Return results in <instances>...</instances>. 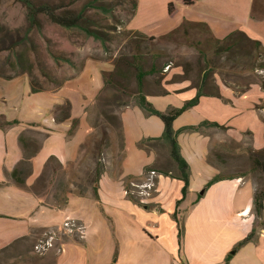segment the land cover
I'll return each instance as SVG.
<instances>
[{"label":"crops","instance_id":"0c3cea01","mask_svg":"<svg viewBox=\"0 0 264 264\" xmlns=\"http://www.w3.org/2000/svg\"><path fill=\"white\" fill-rule=\"evenodd\" d=\"M176 1L182 3V0H137L135 14L127 22L126 28L144 34L149 27L161 24L162 29L170 30V27H175V24L169 28L165 27H168L169 16L175 14V10L178 11L175 8ZM198 1L200 0L194 1L193 5L187 8H194ZM169 3L173 5L172 13H168ZM197 12L200 14L199 11ZM199 14H185L180 18L182 19L180 24L183 21L205 22L212 36L214 32L218 35H215L218 39L219 28L216 22L218 19L212 18L208 21L202 19ZM215 15L218 16V14ZM243 31L252 40L258 38L248 29L243 28ZM179 69L175 73V79L172 78V72H166L163 85L169 92L168 95L147 96V100L151 102V99L176 97L175 106L169 104L158 108L152 102L158 110L179 108L184 102L195 97L196 87L200 84L199 77L202 74H199L196 68L194 75L189 72L187 77H183V69ZM255 75L264 77L255 72L253 75L250 72L230 73L216 70L206 82L203 90L205 95L199 98L198 104L173 121L174 130L184 126L198 125L207 120L226 127L227 129L222 132L228 138H233L237 142L248 140L255 151L263 149L264 90L260 87ZM215 93H218L220 98L214 96ZM0 100L4 104L7 102L2 93H0ZM132 108L135 106L130 105L124 108L120 117L123 136L129 133L136 144L135 156L132 161H127L124 153L119 171L106 169L98 184L100 199L103 202L105 199L117 207L119 226L124 224L122 228L119 227V232L117 231V242H114L112 247H103L97 251L89 241L87 232L83 234L80 242L57 239L54 247L41 255H51L49 259H44V264H153L154 257L156 259L161 257V261L166 264H224L227 254L250 233L255 222L253 186L250 183L247 185L243 177L220 180L212 184L196 201L200 189L202 190L204 185L218 173L216 167L206 162V155L212 144V134L209 129L215 130V128H203L200 132L179 133L180 151L191 170L189 191L177 209L183 216L184 225L182 245L179 247L176 222L172 214L176 209V202L181 198L182 182L180 180L158 175L154 194L147 199L146 204L157 206L160 211L146 209L126 197L125 177H141L146 166L154 165L157 169L173 168L164 146L158 145L155 150L148 151L138 148L137 143L141 139L159 137L163 125L150 129L148 121L152 116L146 117L142 112L137 113L143 117H140L141 123L133 122L136 127L135 136H133L127 124L131 116H125V111ZM51 109H49L50 114ZM0 115H4L9 121L16 120L8 119L6 110L1 106ZM182 120L185 121L182 122ZM188 120H192V123L187 122ZM31 125H36V130L44 131L39 129L37 124ZM31 125L20 126L18 121V124H13L5 130L0 129V251H5L4 256L13 259L36 256L33 246L38 240V235L34 232L55 227L49 224L48 220L52 215L47 212L62 210L67 206L60 209L41 207L32 193L17 187L6 178V173L10 172L21 158V150L17 142L18 135ZM54 137L55 132H51L37 156L33 158L36 162L32 159V175L26 180L27 186L31 185L39 175L47 157L53 155L46 151V148L48 142ZM77 158L78 151L74 160L61 158L59 160L67 166ZM194 170L199 171L198 179L193 176ZM102 186L105 187V195L102 193ZM92 196L91 191H88L84 198L90 200ZM76 202L80 203L82 200L79 199ZM68 218L71 221H80L83 225L87 216L69 217L67 214L65 219ZM115 256L116 260L113 262ZM230 264H264V226L257 229L254 241L231 254Z\"/></svg>","mask_w":264,"mask_h":264},{"label":"trees","instance_id":"16d2710c","mask_svg":"<svg viewBox=\"0 0 264 264\" xmlns=\"http://www.w3.org/2000/svg\"><path fill=\"white\" fill-rule=\"evenodd\" d=\"M26 9V20L30 31L42 30V19L52 25L58 26L67 31H75L86 38H91L101 44L105 52L109 51L110 44H123L113 60L111 70H101L103 85L114 89L117 93L132 98V104L137 106L144 115L158 118L163 130L159 137L141 139L137 146L143 150H155L158 145L165 147L169 160L173 168L163 167L157 169L154 165L144 167V173L141 177L127 176L124 178V190L127 192L126 197L135 204L146 207V209H156L157 206L142 203L136 195V189L131 185L141 183L149 171H154L157 175H163L182 182L181 198L176 202V209L172 214L173 220L177 227V241L179 247L182 245L184 235L183 216L177 211L180 204L185 199L190 185L191 170L189 164L183 158L178 135L181 132H200L203 128H215L225 131L227 128L216 122L204 120L198 125L184 126L174 130L173 121L183 114L189 108L198 104L199 98L204 96V87L206 82L216 70L242 73H254L256 69H264V44L259 40H252L248 35L236 30L223 39H216L212 36L210 29L205 22L201 21H183L178 27L159 37H147L144 34L132 31L126 28L127 22L133 17L137 7V0H16ZM196 0H182V5L189 7ZM173 5L168 4V13H172ZM251 16H264V0L251 1ZM127 15L122 19L121 15ZM1 33V32H0ZM202 37V38H200ZM27 39V34L20 39L9 38L5 34L0 35V51H14L16 47L23 44ZM172 42L193 47L197 50L199 60L197 68L200 75V84L197 88L195 97L183 103L179 108H168L165 111L158 110L147 100V96H166L169 92L163 85L164 70L170 68L172 63L166 61L162 66L159 60L166 55V48L163 43ZM162 43V46L160 45ZM129 51H125V47ZM220 60V58H222ZM64 60L71 62L63 57ZM13 62V61H12ZM10 62L11 70L15 72L13 76L0 77L11 80L21 74L28 76V84L33 94L41 93L43 90L38 86L36 80L31 76V70H25L20 56L15 55L14 62ZM183 77H187L191 71L188 64H184ZM44 77L53 82L49 73L41 68ZM260 87L264 90V77L257 76ZM153 77L152 82L148 81ZM134 80V91L130 88V81ZM55 82V81H54ZM63 83H59V87ZM101 92V91H100ZM98 93L91 106L86 108L87 121L92 130L87 138L82 142L78 149V158L76 161L64 166L55 155H50L45 160L39 175L33 183L26 185V180L32 175V159L39 153L44 141L51 131L36 130V125L22 131L17 138L21 150V158L14 168L6 173V178L17 187L27 189L38 200L39 206L47 208L60 209L67 205L69 195L74 194L76 197H84L88 191H91L93 198L99 202L98 184L101 175L106 169L114 170V167H107L102 163V152L113 146V151L117 147L118 165L121 166L124 158V136L120 114L123 108L129 106V102L121 101L117 103L118 108H122L118 113H104L101 111L100 118L97 117V108L103 107L105 99ZM214 96L219 97L218 93ZM258 108V107H257ZM54 123V129H59L62 124L68 123L67 137L71 138L76 133L79 120L72 118L71 105L67 100L55 104L51 109ZM264 121V118H262ZM18 121H9L4 115H0V129L5 130ZM98 133L96 141V135ZM93 146V155L95 160L90 171L85 176H71L76 164L85 161L88 148ZM253 150V149H252ZM251 164L248 169L239 173H222L215 174L202 188L203 193L214 183L224 180L241 178L250 173H256L262 180L260 187L254 188L253 193V213L258 222H254L250 233L239 241L232 251L252 242L256 239L258 227H261L264 212V147L259 151H252ZM83 154V155H82ZM214 159L221 160L217 152L211 147L206 155V162L215 167ZM114 161V160H113ZM75 166V167H74ZM74 167V168H73ZM90 167V166H89ZM157 184V178L154 179ZM134 193L132 194L131 192ZM154 192L152 193V195ZM203 194H197L196 201ZM74 227L67 231H59L58 227L41 229L34 232L39 234L38 239L55 234L57 239L62 241L80 242L82 238L77 233V226L83 227L80 221H74ZM258 223V224H257ZM260 224V225H259ZM41 235V237H40ZM231 251V252H232ZM231 252L227 254L224 264H230ZM5 251H0V257ZM43 256H26L21 261L27 264H44Z\"/></svg>","mask_w":264,"mask_h":264},{"label":"rangeland","instance_id":"374dc122","mask_svg":"<svg viewBox=\"0 0 264 264\" xmlns=\"http://www.w3.org/2000/svg\"><path fill=\"white\" fill-rule=\"evenodd\" d=\"M251 1L200 0L195 4L194 8L184 7L181 2L176 1L175 8L178 11L175 10V14L169 16L167 20L168 27L165 28H169L172 24H175L176 27L182 21L180 19L182 16H185V14L190 15V13L199 14L197 12L199 11V16L202 19L208 21H211L212 18L218 19L216 21L219 28L218 39H223L236 30L243 31V28H245L258 37L255 40L264 43V16H251ZM215 14H218L219 17ZM121 17L125 20L127 15L122 14ZM172 27H170V30L175 28ZM165 30L162 29L161 24H156L149 27L144 34L148 37H159L170 31ZM0 32V35L5 34V36L7 35L12 39H20L27 34L26 41L16 47L14 51H0V77L13 76L15 74L11 70L9 63L14 62L15 55H18L22 59L24 69L31 70V77L37 81L38 86L43 90L41 93H31L26 74H21V76L12 80L0 78V93L7 99L6 104L0 100V106L6 110L7 118L18 120L20 126L28 127L31 124H37L39 129L55 132V137L48 142L46 151L53 153L58 158L60 157L62 160H74L80 144L92 132L87 121L86 108L93 104L96 95L100 91L105 102L103 107L97 108L98 116L94 115L96 122L100 118L101 111L110 114L121 111L122 108L117 107V103L121 101H126L130 105H133L131 97L121 95L114 89L104 86L100 73L101 70L112 69L113 60L117 52L123 48V44H110L109 51L105 52L99 42L86 38L75 31L61 29L43 19L42 30L40 32L35 30L30 31L26 20V9L16 0H0ZM213 34L217 38L216 36L218 35L214 32ZM160 45L162 46V43ZM163 45L167 47L166 55L159 60V65L163 67L166 61L172 63L170 68L164 70V79H166L167 71L169 73L172 72V78L175 79V73L184 64L189 65L190 74H195L194 71L197 70V62L199 60V55L195 48L173 44L169 41L163 43ZM125 51H129L128 47H125ZM63 57L69 59L71 62L64 60ZM222 59L223 57L220 58V60ZM41 68L49 73L50 77L54 79L53 82L44 77ZM153 80L154 78L151 77L148 81L152 82ZM59 83L63 84L59 87ZM130 88L133 91L135 89L133 79L130 81ZM63 100H67L70 103L72 118L79 120L78 129L70 139L67 137L69 124L65 123L59 129H54V123L49 110L54 104H58ZM151 100L158 108L166 107L169 104L175 106L177 102L176 97L173 96ZM149 102L153 104L151 101ZM141 112L137 106L125 111L126 117L131 116L127 124L133 136H135L136 129L133 122H140V117L143 116H139L137 113ZM192 120H188L187 122L192 123ZM184 121L182 120V122ZM148 122L150 129L151 127L154 128L157 125H162L161 121L154 116ZM209 131L212 134V144L210 147L221 158L219 161L212 158L218 172L235 174L249 168L253 150L248 140L237 142L233 138H228L218 129H209ZM93 134L96 135L95 138L98 141L100 139L97 136L98 133L94 132ZM93 149L92 145L88 148L85 161L81 164H76L75 168L73 167L74 171L73 174L71 171V176H85L87 171H90L95 160ZM113 149V146L109 147V149L106 148L102 152L101 161L105 166L109 168L112 166L117 171L118 151L117 147H115V151ZM135 151L136 144H134V140L130 137V134L127 133L124 137V153L127 161L133 160ZM33 160L36 162V159ZM193 176L195 179H198L200 176L199 171L194 170ZM243 178L247 185L250 183L253 188L260 187L262 184V180L257 172L250 173ZM102 193L104 195L106 193L104 186H102ZM85 198H78L74 194H70L65 208L55 212H47L52 215L51 219L48 220L49 224L62 229L63 223L70 220V218L65 219L67 214L69 217L86 215L87 219L84 221L85 224H83L84 233L87 232L89 241L95 249L99 251L103 247H112L114 242H117L116 234L117 231L119 232V227L122 228L124 226V224L119 226L117 207L105 199L103 202L100 197L99 202L93 196L90 200H85ZM79 199L82 202H76ZM255 222L258 221L255 219ZM261 226H264V212ZM50 256V254H46L43 257L47 260ZM21 259L22 257L13 259L3 255L0 257V264H27L21 261ZM115 260L116 256L113 258V262ZM153 264L166 263L161 261V257L158 259L154 257Z\"/></svg>","mask_w":264,"mask_h":264},{"label":"built area","instance_id":"2783aa9c","mask_svg":"<svg viewBox=\"0 0 264 264\" xmlns=\"http://www.w3.org/2000/svg\"><path fill=\"white\" fill-rule=\"evenodd\" d=\"M255 73L259 75H264V69H256ZM158 175L154 171H149L147 173V176L143 179L141 183H134L132 182L131 185L136 189L135 193L140 198V201L142 203H146L147 199L152 196V193L154 192L156 188V182L155 178H157ZM132 194L134 193L131 192ZM125 194L127 192L125 191ZM74 221L67 220L63 223L62 229L59 228V231H67L70 230L72 227L75 226L73 223ZM77 233L79 234L80 238H83L84 234V227L77 226L76 228ZM57 240V237L55 234H50L45 238L38 239V241L33 246V252L38 255H43L50 249L54 247V244Z\"/></svg>","mask_w":264,"mask_h":264},{"label":"water","instance_id":"95a60500","mask_svg":"<svg viewBox=\"0 0 264 264\" xmlns=\"http://www.w3.org/2000/svg\"><path fill=\"white\" fill-rule=\"evenodd\" d=\"M199 194H203V190H200V191H199ZM144 208H146V207H144ZM234 252H235V251H232L231 254H233Z\"/></svg>","mask_w":264,"mask_h":264}]
</instances>
